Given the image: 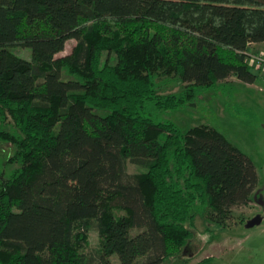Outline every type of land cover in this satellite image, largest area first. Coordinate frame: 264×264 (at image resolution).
I'll return each mask as SVG.
<instances>
[{"label":"trees","instance_id":"obj_1","mask_svg":"<svg viewBox=\"0 0 264 264\" xmlns=\"http://www.w3.org/2000/svg\"><path fill=\"white\" fill-rule=\"evenodd\" d=\"M262 42L264 0H0V118L19 130L0 129L15 147L0 163L19 165L0 188V264H161L201 207L231 225L253 202L255 163L216 128L154 115L232 77L254 83ZM163 71L184 91L160 93Z\"/></svg>","mask_w":264,"mask_h":264},{"label":"rangeland","instance_id":"obj_2","mask_svg":"<svg viewBox=\"0 0 264 264\" xmlns=\"http://www.w3.org/2000/svg\"><path fill=\"white\" fill-rule=\"evenodd\" d=\"M77 44L71 39L66 49L58 57L70 54ZM15 54L27 60L32 59L30 48L15 47ZM264 53L250 49L251 55ZM116 64L117 55L105 52L103 62ZM258 74L254 83H246L232 77L210 88H201L198 97L177 110L156 113L159 121H171L183 132L192 127L208 125L222 132L234 145L240 148L256 165L259 182L253 193V202L235 208L234 221L229 226H222L206 217V208L201 207L193 235L182 252L161 264H264V68L253 69ZM156 83L160 93L179 94L185 84L175 73L156 74ZM0 129L11 133L19 130L10 119L2 122ZM15 147L10 143L0 142V155L14 153ZM18 164L0 163V188L2 179L8 177L18 168ZM130 172L139 169L130 164ZM101 246L100 235L96 228L90 231L89 254H95ZM115 264H121L117 255L113 256Z\"/></svg>","mask_w":264,"mask_h":264},{"label":"built area","instance_id":"obj_3","mask_svg":"<svg viewBox=\"0 0 264 264\" xmlns=\"http://www.w3.org/2000/svg\"><path fill=\"white\" fill-rule=\"evenodd\" d=\"M253 61L250 62L251 66L254 68H256L257 70H260L264 68V53H258L255 55H251Z\"/></svg>","mask_w":264,"mask_h":264},{"label":"crops","instance_id":"obj_4","mask_svg":"<svg viewBox=\"0 0 264 264\" xmlns=\"http://www.w3.org/2000/svg\"><path fill=\"white\" fill-rule=\"evenodd\" d=\"M250 49H255L256 51H264V42H262V43H253L249 47V50Z\"/></svg>","mask_w":264,"mask_h":264}]
</instances>
